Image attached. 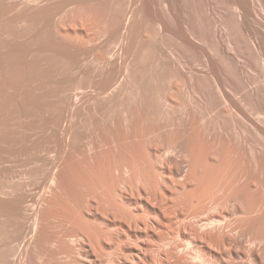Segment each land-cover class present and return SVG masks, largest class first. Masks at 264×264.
<instances>
[{
    "label": "rangeland",
    "instance_id": "rangeland-1",
    "mask_svg": "<svg viewBox=\"0 0 264 264\" xmlns=\"http://www.w3.org/2000/svg\"><path fill=\"white\" fill-rule=\"evenodd\" d=\"M245 1L0 0V264L264 249V0Z\"/></svg>",
    "mask_w": 264,
    "mask_h": 264
},
{
    "label": "bare ground",
    "instance_id": "bare-ground-1",
    "mask_svg": "<svg viewBox=\"0 0 264 264\" xmlns=\"http://www.w3.org/2000/svg\"><path fill=\"white\" fill-rule=\"evenodd\" d=\"M256 0H246L245 2H247L248 3V6H246V7H248L249 9H253V6L254 5H256V2H255ZM239 2V1H238ZM232 4V3H231ZM230 4V5H231ZM258 4L261 6V12H262V14L264 15V1H263V3L262 2H258ZM242 6H244V5H242ZM241 6V7H242ZM235 8V7H234ZM243 8V7H242ZM255 9V8H254ZM245 10V9H244ZM237 11V10H236ZM243 12V11H242ZM245 12V11H244ZM244 12H243V14H244ZM248 12V11H247ZM246 12V13H247ZM253 12H255L254 10H253ZM238 13H239V11H238ZM252 14V13H251ZM239 15H241V14H239ZM245 16V15H244ZM243 16V17H244ZM246 16H248V15H246ZM251 16V15H250ZM240 17V16H239ZM242 17V16H241ZM262 18V17H261ZM260 18V19H261ZM259 19V18H258ZM259 19V20H260ZM261 22V21H260ZM263 23H264V20H263ZM260 25V24H259ZM263 27V26H262ZM262 29V28H261ZM249 30V29H248ZM260 30V29H259ZM262 31V30H261ZM263 33V32H262ZM261 36V35H260ZM258 38H260V37H258ZM262 38V40H261V46L262 45H264V34H263V37H261ZM260 38V39H261ZM256 40V39H255ZM259 44V43H258ZM253 46V45H252ZM255 46H256V44H255ZM254 47V46H253ZM260 47V45L258 46V48ZM264 47V46H263ZM263 47H262V49H263ZM261 48V47H260ZM259 48V49H260ZM258 49V50H259ZM256 50V49H255ZM261 52V51H260ZM259 52V53H260ZM264 54V53H263ZM262 57H264V55L262 56ZM262 63L264 64V59H263V61H262ZM263 100V99H262ZM262 109V108H261ZM260 111V110H259ZM261 112H262V110H261ZM262 114V113H261ZM263 115V114H262ZM200 221V220H199ZM201 221H203V220H201ZM210 221V220H209ZM208 221V222H209ZM200 223V222H199ZM212 224H213V220H212V222H211ZM215 223H217V222H215ZM207 225V224H209V223H206L205 222V220H204V225ZM199 225V224H198ZM213 225H215V224H213ZM212 225V226H213ZM219 225V224H218ZM207 226H209L210 227V225H207ZM220 226H223L222 228L220 227ZM220 226H218V228L220 227V233H223L224 231H226V230H223V228H224V225H221V223H220ZM206 227V226H205ZM204 227V228H205ZM226 227V226H225ZM199 228V227H198ZM215 228V227H214ZM213 228V229H214ZM217 227H216V229H218ZM227 228V227H226ZM231 228L232 229H234L233 227H232V225H231ZM203 229V228H202ZM206 229V228H205ZM221 229L223 230V232L221 231ZM225 229V228H224ZM228 229H230L229 227H228ZM227 229V230H228ZM231 229V230H232ZM204 230V229H203ZM207 230V229H206ZM230 230V231H231ZM234 230H236V227H235V229ZM68 231V230H67ZM208 231V230H207ZM209 231H211V229H209ZM216 231V230H215ZM218 233H219V231H217ZM232 232H234V231H232ZM249 232V231H248ZM205 233V232H204ZM208 233V232H207ZM211 233H213V232H211ZM226 233V232H225ZM225 233L224 234H221V235H225ZM207 235V234H206ZM216 235H217V233H216ZM220 235V234H219ZM219 235L217 236V237H219ZM251 235V234H250ZM82 236V235H81ZM85 236V235H84ZM84 236H82V237H84ZM260 235H259V233L257 234V236H254V237H256V238H253V240H251V238H248V240H250V241H248V263L249 264H264V259H262V260H259L260 259V256L262 255V256H264L263 254H261L262 252H263V250L264 249H262L261 248V250H258V247L260 246L261 247V243H260V241H263V239L262 238H260L259 237ZM86 237V236H85ZM205 237V236H204ZM208 237V236H207ZM211 237H213L212 235H211ZM224 237V236H223ZM235 237V236H234ZM252 237V236H251ZM260 238L261 240H259V239H257V238ZM87 238H90V237H87ZM221 240L222 239H224V238H221V237H219ZM228 238V236L226 235V238L225 239H227ZM232 241H234V242H236V239L235 238H233V237H229ZM214 240H215V236H214V238H213ZM224 239V240H225ZM219 240V239H218ZM258 240V241H257ZM217 241V240H216ZM259 242V245H257V243ZM261 244V245H260ZM258 246V247H257ZM259 247V248H260ZM261 252V253H260ZM264 253V252H263ZM71 254V253H70ZM68 256H69V254H68ZM72 256V255H71ZM204 256V255H203ZM197 258V257H196ZM203 258V257H202ZM205 258V257H204ZM203 258V259H204ZM199 259V258H198ZM212 260V259H211ZM230 261V260H229ZM215 261H213V263H214ZM212 263V264H213ZM217 263V262H216ZM229 263V262H228ZM240 263H242V262H238V264H240ZM229 264H236L234 261H230V263Z\"/></svg>",
    "mask_w": 264,
    "mask_h": 264
}]
</instances>
